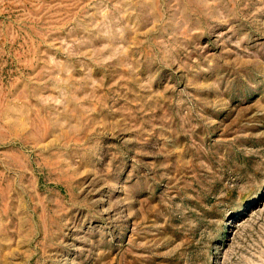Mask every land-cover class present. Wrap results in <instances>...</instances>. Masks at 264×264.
<instances>
[{
  "label": "rangeland",
  "instance_id": "obj_1",
  "mask_svg": "<svg viewBox=\"0 0 264 264\" xmlns=\"http://www.w3.org/2000/svg\"><path fill=\"white\" fill-rule=\"evenodd\" d=\"M0 264H264V0H0Z\"/></svg>",
  "mask_w": 264,
  "mask_h": 264
}]
</instances>
